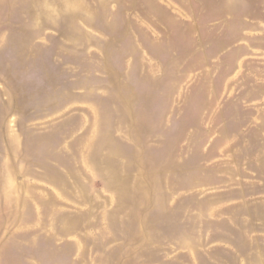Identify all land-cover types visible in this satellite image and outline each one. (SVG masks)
<instances>
[{
  "label": "rangeland",
  "instance_id": "obj_1",
  "mask_svg": "<svg viewBox=\"0 0 264 264\" xmlns=\"http://www.w3.org/2000/svg\"><path fill=\"white\" fill-rule=\"evenodd\" d=\"M0 264H264V0H0Z\"/></svg>",
  "mask_w": 264,
  "mask_h": 264
}]
</instances>
